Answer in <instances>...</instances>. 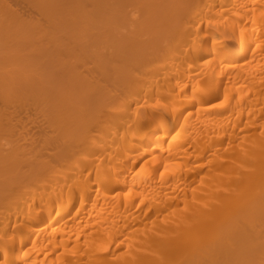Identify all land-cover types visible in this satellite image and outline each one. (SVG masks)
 Wrapping results in <instances>:
<instances>
[{
	"label": "bare ground",
	"instance_id": "6f19581e",
	"mask_svg": "<svg viewBox=\"0 0 264 264\" xmlns=\"http://www.w3.org/2000/svg\"><path fill=\"white\" fill-rule=\"evenodd\" d=\"M0 264H264V0H0Z\"/></svg>",
	"mask_w": 264,
	"mask_h": 264
}]
</instances>
